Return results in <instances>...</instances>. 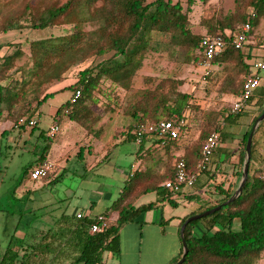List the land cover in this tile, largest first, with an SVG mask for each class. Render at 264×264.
I'll use <instances>...</instances> for the list:
<instances>
[{
    "label": "trees",
    "instance_id": "1",
    "mask_svg": "<svg viewBox=\"0 0 264 264\" xmlns=\"http://www.w3.org/2000/svg\"><path fill=\"white\" fill-rule=\"evenodd\" d=\"M98 2L100 5L96 7ZM185 2L187 6L192 4V0ZM248 8L249 12L245 13ZM187 11L188 8L183 10L177 2L173 3L171 0H66L59 6L48 7L39 14L30 16L28 26L33 30L46 29L62 19L72 18L80 22L90 21L93 29L85 32L74 26L70 34L29 41L27 54L19 43L3 44L5 51L0 55V116L15 124L19 118H32L39 104L54 93L68 90L71 94L78 90L77 100L61 104L54 116H65L81 127L90 139L101 141L105 125L101 124L102 117L92 110V106L96 104V96L102 92L101 83L108 82L109 87L128 92L145 55L158 51L162 46L161 42L153 39V34L166 36L165 48L182 51L185 64L200 58L199 44L203 36H221L225 40V48L211 61V66L227 72L221 91L237 95L243 78L250 71L245 62L249 56L242 53V49H233L229 41L236 28L244 23L249 25L248 36L252 34L264 17V0H249L245 6H240L238 11L230 15L203 21V35L191 33ZM90 58L100 59L79 70L73 83L48 91L62 83L71 68ZM143 83L146 87L129 95L122 112L127 120L123 138L127 142L134 143L132 131L137 125L182 115L188 100L185 94H179L177 90L181 85L179 80L166 78L153 83L152 79L146 77ZM110 111L113 112V109ZM263 111L264 83L254 90L240 114L233 115L228 111L222 113L221 126L200 132L197 140L180 156L175 157L183 160L187 171H192L198 161L201 144L209 133L218 134L220 147L215 150V159L218 158V153L228 147L223 142L236 137L239 171L234 173V184L225 187L220 182L214 185V201L184 216L178 227L188 217L212 209L232 195L241 175L246 138L254 120ZM244 117L249 119L247 124H242ZM107 121L112 122V118L109 117ZM241 127H244V131L239 134ZM223 128H236V131H222ZM39 135L43 137L42 132ZM145 137L149 136H144L143 139ZM143 139L136 149L139 157L147 151L151 152L143 148ZM171 143L176 144V141ZM156 144L166 147L169 143L161 146L156 141ZM257 145L264 152V119L259 122L251 137L247 178L239 196L212 214L184 226L182 238L187 252L181 264H253L264 256V154H256ZM47 146L42 147L43 154ZM229 155L227 152L223 155L222 164L228 162ZM42 157L43 155L39 159L42 160ZM256 157L259 159V167L258 170L255 167V174L251 175V164ZM164 159L166 161L162 157L156 158V161L165 165L166 172L159 185H153L149 178L141 182V173L136 169L130 171L118 196L111 202L109 209L102 213L107 226L101 232L89 234L91 219H76L73 216L67 218L63 225H60L61 219L57 220L54 228L47 230L45 234L55 237L57 247L61 244L71 246L74 252L73 264H99L103 253L117 254L118 232L122 226L131 223L138 215L156 208L163 201L175 207L173 202L168 201L170 195L162 188V183L172 179L173 174L167 153L164 154ZM144 170L147 171L146 168ZM261 172L263 174L260 176ZM149 191L160 196L154 202L133 206L137 197ZM191 197L189 196V201ZM112 214H115V219L108 222ZM197 224L202 232L199 236H194L193 228ZM235 224L236 229L233 228ZM180 255L181 251L175 262Z\"/></svg>",
    "mask_w": 264,
    "mask_h": 264
},
{
    "label": "rangeland",
    "instance_id": "2",
    "mask_svg": "<svg viewBox=\"0 0 264 264\" xmlns=\"http://www.w3.org/2000/svg\"><path fill=\"white\" fill-rule=\"evenodd\" d=\"M65 1L0 0V55L5 51L3 46L5 43H19L22 50L27 54V43L29 41L67 35L72 32L74 26L82 28L85 32L92 30L93 26L90 21L80 22L76 18L62 19L46 29L33 30L29 28L28 20L30 16L39 14L48 7L59 6ZM171 1L173 3L177 2L183 10L188 8L187 15L191 33L203 35L205 33L203 21L230 15L238 11L240 6H245L249 0H192L190 6H187L185 0ZM99 5L100 2L96 3L95 6ZM248 12L249 8L245 9V13ZM250 36L255 45H261L262 48L259 55H262L264 49V17L259 21ZM152 37L161 42L162 46L158 51L149 52L145 55L142 66L136 71L128 92L119 88L109 87L108 82L101 83L102 92L96 96V104L92 106V110L102 117L101 124L105 125L101 133L102 135L104 134L101 141L90 139L85 135L81 127L68 120L65 116L54 117L53 113H55V110L68 101L70 96L68 90L56 92L39 104L33 116L38 122L37 127L33 129L30 137L23 138L18 144L24 152L15 148V143L11 141L6 145L3 143L7 137H10V140L17 138L15 132L3 136L0 152L2 155L8 156V159H12L10 170L17 167V165L27 166L46 144L48 145L46 160L49 163L56 164V171H59L61 167L65 169L55 184H46L44 183L45 179L36 182V184H42L43 207L40 217H42L43 231L52 230L56 219L61 213L70 216L72 212H85L84 209L88 205L87 202L90 201L92 203L90 214L98 215L104 213L109 209L111 202L118 196L124 181L128 178L130 169L136 168L141 173V182L149 178L153 185H159L166 172L165 165L156 161L157 157H162V160L166 161L164 154L167 153L169 164L171 165L176 155L180 156L190 144L197 140L200 132L222 125L221 114L229 111L233 102L232 98L235 96L221 91L227 72L219 67L210 66L209 72L204 74L205 70L200 67L199 59L185 64L182 51L165 48L166 36L153 34ZM241 51L250 56L245 62L249 65L251 73H253L254 70L251 68V64L256 61V58L250 55L252 51L247 47H243ZM107 56L108 54L105 55V57ZM99 59L90 58L71 68L66 74L65 80L48 91H55L73 83L79 70L89 66L92 62L99 61ZM18 64L20 63H16V65ZM258 75L260 77L259 84L261 85L264 83V70L260 71ZM146 77L152 79L153 83L166 78L179 80L181 85L177 87V90L179 94H185L188 100L182 111L185 125L176 144H172L169 141L166 147L158 146L155 148V152L153 150L145 152L142 157L137 158L138 161L135 159L137 145L127 141L120 142L124 138L127 125V120L122 115V112L127 104L129 95L137 89L146 87L143 83V79ZM112 109L113 112L110 111ZM109 117L112 118V122L107 121ZM248 120L247 117L242 118V124H247ZM49 123L56 126L55 135L44 140L36 138L39 130H44ZM241 128L243 130V127ZM223 130L235 132L236 128H223ZM88 141H90V144ZM103 143H105V146H103ZM107 144L110 145L106 147ZM223 144L225 146L228 145V147L218 153L217 156L220 159L227 152L231 158L236 153V137L232 140L224 141ZM2 146H5V152H3ZM100 147L101 149H99ZM255 151L257 155L264 154L260 145L256 146ZM91 152L93 154H90ZM215 152L213 154L214 157ZM65 158L66 160H64ZM258 161L257 157L253 158L251 175L255 174L256 169L258 170ZM213 164L215 163L213 162ZM227 164L231 166L230 159ZM227 164L215 165V170L217 171L206 173L207 175L203 176V184L198 190H196V187H199L198 182H196L193 187L182 186L178 192L171 194L170 198L172 197L177 205L170 207L165 204V219L170 216L182 217L192 208L193 211H196L209 205V202H213L215 199L213 186L218 185L220 182L224 185L228 183V185H231L230 182L234 177V173L239 171L237 164L236 172L234 173ZM262 166L260 167L261 170L263 169ZM255 167L256 169H254ZM145 168L147 169L146 172ZM262 174L263 172L259 175L261 176ZM209 180L211 182H208ZM24 182L27 188L32 187V182L27 176ZM66 190L73 193L71 197L64 198ZM183 195L192 196L191 201L183 200ZM159 196L160 194L156 195L155 192L151 191L143 193L136 198L133 206L154 202ZM57 199H61V201ZM29 203L32 202H27V207L30 206L31 210H33V205H29ZM40 217L39 214H35L34 211H28L27 208L25 216L26 229H33V223L38 224ZM6 222V220L3 221V225L0 227V234L5 233L7 230ZM236 225L235 228L237 227ZM196 226V228L194 227V233L198 234L200 225L197 224ZM16 261L18 262L20 259H16ZM173 264H176V262ZM253 264H264V256L254 261Z\"/></svg>",
    "mask_w": 264,
    "mask_h": 264
},
{
    "label": "crops",
    "instance_id": "3",
    "mask_svg": "<svg viewBox=\"0 0 264 264\" xmlns=\"http://www.w3.org/2000/svg\"><path fill=\"white\" fill-rule=\"evenodd\" d=\"M247 45V48L252 51L250 55L254 56V58H256L255 60L264 56V49L262 55H259L262 47L261 45H255L251 36ZM235 96L232 100L235 99ZM29 119H34V117ZM37 125L38 122L32 128L15 129L13 127L14 124L10 121H5L3 116H0V148L3 136L8 133L15 132L17 134V138L10 140L11 138L7 137L3 143L6 145L11 141L12 143H15V148L24 152L18 144L23 138L30 137L33 129H35ZM50 125L53 124L49 123L45 126L44 130L40 129L36 138L42 140L49 138L46 131ZM243 131L244 127L243 130L242 128L240 129L239 134H242ZM40 132L43 133V137L39 135ZM88 142L90 144V141ZM120 142H125V140H121ZM142 144L145 150L148 149L150 151H154L155 148L158 147L155 139L150 137H145ZM2 147L4 149L3 152H5V146ZM101 147L99 149H101ZM46 151L43 154L41 148L40 152L35 155L34 159L27 166L17 165V167L12 170L9 169L12 159H8V156L6 157L0 152V227L3 225L4 220L7 221L5 223L7 230L5 233L3 232L0 234V264H73L72 261L74 252L71 246H68V244H61L57 247L55 237L46 235V231L42 230V217H40L43 207L42 184H36L37 181H42L44 179V183L46 184H55L63 174L65 170L64 167H61L59 171H56V164L50 163L52 168L44 178H40L38 180H31L29 178V172L34 167L40 165L44 161L49 162L45 158ZM93 151L95 153V149ZM90 154L93 153L91 152ZM42 155V160H40L39 158ZM137 158L139 159V156L135 155V159ZM213 159L215 163L214 165L217 166L218 164H222L221 161L223 160V157L215 159L213 156ZM229 159L231 166H229L227 162L226 164L234 173L237 168V153L232 155ZM64 160H66V158ZM134 169L136 168L130 169V171ZM206 175L207 174L204 173L197 178L196 182H198L197 184L199 187H196V189L201 188V185L203 184V176ZM26 176L32 182V187H26L24 182ZM235 180V177H233L230 184H234ZM208 182L211 181L209 180ZM3 183L5 184L4 186ZM228 184L225 185V187L228 186ZM72 194L73 193L71 191L68 192V190H66L64 198H69ZM182 199L185 201L190 200L189 195H183ZM57 200L61 201V199ZM168 201L173 202L175 206L177 205L175 200L172 197L170 198V196L168 197ZM27 202H32L29 203V205H33V210H31L30 206L27 207ZM87 204L88 205L84 209L85 212H72L70 216H68V214L61 213L56 221L61 219L60 222L62 223L60 225H63L67 218L75 216L74 213H80L82 217H87L91 220L98 215H102L90 214L92 203L90 201L87 202ZM165 204L169 205L167 201H163L159 203L156 208L138 215L131 223H127L122 226L118 232V253L115 255L103 253L99 264H173L177 260L181 251L178 224L184 216L193 211V208L182 217L177 218L170 216L165 219ZM27 208L28 211H34V213L39 214L40 217L39 223L36 224L34 222L32 225L33 229L28 230L26 229L25 221ZM114 219L115 214H112L108 221L112 222ZM195 228H193V235L199 236L202 229L199 226L200 231L198 234H195ZM233 228L236 229L235 225ZM16 259H20V261L17 262Z\"/></svg>",
    "mask_w": 264,
    "mask_h": 264
},
{
    "label": "built area",
    "instance_id": "4",
    "mask_svg": "<svg viewBox=\"0 0 264 264\" xmlns=\"http://www.w3.org/2000/svg\"><path fill=\"white\" fill-rule=\"evenodd\" d=\"M249 25L247 23L239 25L229 41L230 45L235 50L242 49L243 46L248 44L250 36ZM225 40L219 36H203L200 40L201 56L199 58L200 67L205 70L206 74L209 72L211 61L217 57L225 48ZM253 73H249L243 78L241 88L235 99L230 105L229 113L233 115L240 114L247 106L248 101L251 99L254 90L259 86L260 77L258 73L264 70V56L251 64ZM79 96V91L75 90L69 96V102L74 103ZM37 124L35 119L19 118L14 128H32ZM185 125V121L180 116H171L167 120H162L156 123H144L137 125L133 128L132 134L134 137V144L139 145L144 136H149L155 139L159 145H164L169 141H177L180 137L182 128ZM57 131L56 126L50 125L47 128L46 134L49 138H52ZM219 146L218 135L215 132L209 133L203 140L198 161L192 171H187L185 164L181 158H175L172 164L173 174L172 179L166 180L162 183V188L168 195L174 194L179 191L182 186L193 187L197 181V178L204 174L215 170L213 164V154L216 148ZM52 165L49 162H42L40 165L34 167L29 172V178L31 180H38L44 178L51 170ZM76 219L81 218V214L77 213L74 216ZM107 226V220L102 215H98L91 220L88 227V233H99Z\"/></svg>",
    "mask_w": 264,
    "mask_h": 264
},
{
    "label": "water",
    "instance_id": "5",
    "mask_svg": "<svg viewBox=\"0 0 264 264\" xmlns=\"http://www.w3.org/2000/svg\"><path fill=\"white\" fill-rule=\"evenodd\" d=\"M263 119H264V111L262 113H260V115L254 120V122L250 128V131L248 133V136H247L246 142H245V146H244V157H243V162H242V167H241L240 179H239L238 184H237L235 190L233 191L232 195L228 198V200L221 203L220 205H218L212 209H209L207 211H204L201 214H196V215L188 217L179 227L178 235H179L180 244H181V255H180L179 260L176 262V264L182 263L184 256L187 252L186 245H185L183 238H182V232H183L184 226L191 221H195L197 219H200L201 217L212 214L213 212L219 210L221 207L225 206L229 202H232L233 200H235L239 196L241 189H242V187L246 181V178H247V168H248V163H249V158H250L251 137L253 135L255 128L257 127L259 122L262 121Z\"/></svg>",
    "mask_w": 264,
    "mask_h": 264
}]
</instances>
